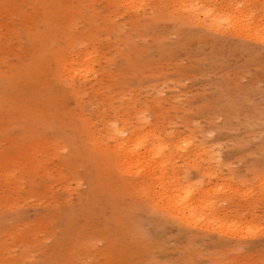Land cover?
Returning a JSON list of instances; mask_svg holds the SVG:
<instances>
[{"label":"rangeland","instance_id":"rangeland-1","mask_svg":"<svg viewBox=\"0 0 264 264\" xmlns=\"http://www.w3.org/2000/svg\"><path fill=\"white\" fill-rule=\"evenodd\" d=\"M185 1L0 0V264H264V0Z\"/></svg>","mask_w":264,"mask_h":264},{"label":"bare ground","instance_id":"bare-ground-1","mask_svg":"<svg viewBox=\"0 0 264 264\" xmlns=\"http://www.w3.org/2000/svg\"><path fill=\"white\" fill-rule=\"evenodd\" d=\"M183 3H187V1L183 0ZM184 8L185 9H188V12L189 13H192L194 15H196L198 13V11H199L198 8L195 7L194 4H188V3L187 4H184ZM204 12H205L204 17H208L215 24H218L219 21L224 17L223 15H219L218 13H215L214 14L209 9L206 10V11H204ZM226 19H228L229 22L232 21L231 18H227L226 17ZM230 19H231V21H230ZM223 20H225V17H224ZM225 22H227V20H225ZM125 146H126V143L122 141L120 143V147L121 148H124ZM140 146L138 148H140ZM154 152H155V154H158L159 153V151L157 150V148H155V151ZM147 153H148V151H147ZM148 154H152V153L149 152ZM142 155H144V154H142ZM142 155L139 154L138 155V158L139 159H142L143 157H146V156H142ZM145 155H146V153H145ZM181 192H183L182 195H181ZM181 192H179L176 196H174V198H169V201H170V204H171L172 209L178 211L180 213V215L183 216V217L185 216L186 219L192 220V219H195V217H196L195 220H205V219H207V221H208V220L211 219V217H210L211 215L209 216L208 210H211L210 208L212 207V204H210V203L208 204L209 205V209H207V207H208L207 206L206 207V210H205V208H202L201 209L202 211H200V210L198 211L197 210L198 208L196 209V207H194V205L192 204L193 202H190L191 201V198H190L191 192L189 190H187L186 188H185V191H181ZM205 212H206V215H205ZM213 215H215V214H213Z\"/></svg>","mask_w":264,"mask_h":264}]
</instances>
